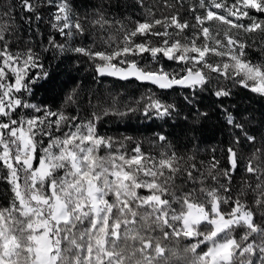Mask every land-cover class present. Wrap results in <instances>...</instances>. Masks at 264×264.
Instances as JSON below:
<instances>
[{"label":"snow or ice","instance_id":"1","mask_svg":"<svg viewBox=\"0 0 264 264\" xmlns=\"http://www.w3.org/2000/svg\"><path fill=\"white\" fill-rule=\"evenodd\" d=\"M48 54L96 83L187 92V142L155 133L153 154L100 133L106 117L178 118L151 89L126 103L76 83L73 111L33 102ZM236 88L264 100V0H0V264H264V110L224 106ZM204 93L221 101L226 167L215 148L200 158Z\"/></svg>","mask_w":264,"mask_h":264},{"label":"trees","instance_id":"2","mask_svg":"<svg viewBox=\"0 0 264 264\" xmlns=\"http://www.w3.org/2000/svg\"><path fill=\"white\" fill-rule=\"evenodd\" d=\"M97 0H78V3L90 8V5L96 3ZM154 0H148V3H152ZM117 15L121 10H114ZM133 18L140 16V10H126L127 15H133ZM46 28V26H45ZM42 28V31L45 30ZM58 40H62L61 37H57ZM86 43H91V39L85 41ZM249 55L252 59H259L260 53L255 49L249 51ZM47 63L51 65L49 71L51 76L48 81H41L40 87L35 91V96L33 102L35 103H47L54 108L62 107L67 111H73L76 107L75 105H65L64 98L66 94L75 87L76 83H81V86L86 90H94L98 93L105 92L107 90L119 91L123 93V99L126 103H132L138 100L142 95L151 89L162 99L168 102H176L181 106V114L178 118L169 119L167 123L161 120L146 121L142 117L132 116L130 118H125L121 120L116 117H106L102 120L99 127L103 126L102 132L107 136H112L116 139H120L123 136H132L136 142L143 141L142 147L145 151H152L155 154V149L151 148L147 142L148 138H151L155 133L163 132L169 135V139L173 143L180 145L187 142V134L184 128L187 125V121H184V117L188 116V108L184 107L182 97L188 95L187 92H183L179 89L176 90H160L156 86L149 83H141L138 81H119L112 77H104L101 79L100 83L93 81L92 73L90 71H84V62L79 63V70H74L73 65L74 60H65L63 63L59 61H54L51 59L50 54H48ZM142 63H151L150 60H145ZM166 69L176 68V64L171 61H162ZM156 67V65H152ZM75 78V80H73ZM235 95L232 99L224 100V106H229L235 104L237 108H255L257 110L256 115L259 118V112L264 110V100L259 97L253 96L247 90L242 88L234 89ZM83 96L84 93H81ZM221 101L217 100L211 93H204L200 97V102L198 107L201 111H207L209 113V118L206 121H201L199 126L200 130L197 132L198 146L200 148V158L210 159L213 153L211 149L215 148L218 159L221 161L222 166H227L225 160V154L223 149H225L229 144V131L224 125L222 115L217 108V105ZM27 111V110H25ZM86 115V113H83ZM192 118L189 117V121ZM46 142V141H45ZM126 150L131 154V150L134 147V143L127 142ZM184 151L183 148L180 149ZM240 174L238 173L237 176ZM7 186L0 184V204L6 203L7 197ZM146 193V190L142 191L141 194Z\"/></svg>","mask_w":264,"mask_h":264},{"label":"rangeland","instance_id":"3","mask_svg":"<svg viewBox=\"0 0 264 264\" xmlns=\"http://www.w3.org/2000/svg\"><path fill=\"white\" fill-rule=\"evenodd\" d=\"M186 18H190V17H186ZM102 130H103V126L99 127V131H100V133L103 134V135H106V134H104V133L102 132ZM45 143H47V141H46ZM103 154H104V152L101 151V155H103ZM144 194H145V193H144Z\"/></svg>","mask_w":264,"mask_h":264}]
</instances>
